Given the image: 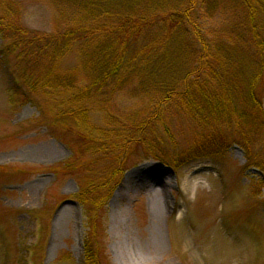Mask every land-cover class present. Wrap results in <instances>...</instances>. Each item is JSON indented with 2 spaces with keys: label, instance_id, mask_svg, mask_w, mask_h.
<instances>
[{
  "label": "rangeland",
  "instance_id": "1",
  "mask_svg": "<svg viewBox=\"0 0 264 264\" xmlns=\"http://www.w3.org/2000/svg\"><path fill=\"white\" fill-rule=\"evenodd\" d=\"M114 1L113 8L103 5L104 9L130 11L132 4L139 10L133 0ZM149 1L179 12L189 9L193 24L202 27L199 39L183 23L180 37L186 34L190 41L173 36L142 50L135 63L130 58L124 68L128 79L122 87H117L114 77L81 106L87 128H77L72 118L64 125L63 118L55 117L63 108L57 96L60 100L68 96L62 81L59 83L61 78L75 75L79 89L91 80L84 64L90 58L101 60L99 38L75 43L63 57L48 51L39 57L37 70L44 74L45 68L53 67L55 87V94L47 89L33 93L42 110L35 102H24L23 89L15 104L9 99L15 79L32 66L12 52L7 54L9 60L0 57V264H82L93 209L85 197H79L81 184L109 171L120 156L125 160L121 178L110 198L104 199L103 210L97 209V214L93 210L97 215L93 241L100 264H138L140 256L149 257V264H264V171L260 166L264 135L255 136L254 149L247 157L241 136L227 128L230 142L223 157L185 163L181 156L171 166L170 161L187 151L198 134L200 137L202 128L178 112L174 103L160 112L156 109L167 92L164 86L179 83L182 86L173 88L186 90L188 85L181 80L196 67L189 64L198 65V57L192 54L199 56L203 40L220 44L210 51L211 66L218 74V78L209 77L211 91L220 89L225 71L232 89H244L246 80L238 58L243 57L254 71L260 70L248 10L243 0ZM146 4L141 10L149 8ZM2 7H8L12 18L23 26L46 33L75 27L82 20L90 24L85 20L88 11H80L68 0H0V18L8 19ZM96 11L99 9L90 14ZM260 14L255 24L262 26L264 37V15ZM233 23L234 27H228ZM166 31L164 23L156 21L146 35L163 37ZM140 69V77L128 75ZM262 72L256 95L264 108V69ZM197 90L192 91L196 94ZM236 98L240 96L236 94ZM137 126H144L141 136ZM166 126L172 138L165 132ZM79 132L85 133L82 144ZM116 132H125L122 137L137 135L123 155L109 145ZM101 133L103 139L110 138L105 145L111 153L104 154L106 146L96 141L87 143L89 137L99 138ZM48 148L52 150L49 154ZM66 162L75 167L70 170ZM100 193L95 192L94 197Z\"/></svg>",
  "mask_w": 264,
  "mask_h": 264
},
{
  "label": "trees",
  "instance_id": "2",
  "mask_svg": "<svg viewBox=\"0 0 264 264\" xmlns=\"http://www.w3.org/2000/svg\"><path fill=\"white\" fill-rule=\"evenodd\" d=\"M68 1L80 11H84V9L88 11L85 20L90 23L89 25H86L84 20H82V22L75 27L65 28L63 30L57 29L52 33H46L44 31L29 29L19 23L17 19L14 20L8 7H2L4 11L7 12L9 16L8 19L4 17L0 18V36L2 38L0 57H3V60H9L7 54L8 52H12L11 55L16 54V58L24 62L27 61V63L32 66V69L27 66V68L23 70L22 78L17 82L16 80L14 81L13 92L16 95L20 89H23L22 94L25 103H36V99H34L32 95L40 89H47L55 94V92L52 91L55 87L52 85L51 81V71L53 72V67L50 66L45 68L44 74L41 72L39 73V70H37L39 57L43 55L44 51L55 53L57 57L60 55L63 57L65 51L69 50L77 42H92L93 38L100 39L98 52L102 55L101 60L90 58L84 64V68L88 71L91 80H88V83L81 89L77 88L76 81L78 79L73 74L69 77L61 78L59 81V83L62 81L61 86L64 88V93L68 96L61 100L57 96L63 108H59L56 114H54L56 115L55 117L60 118V120L63 118L61 121L64 125L70 124L71 122L69 119L72 118L77 128H87V121L83 119V111L85 110H81V106L86 104L87 101L90 102V99L96 94V91L102 89L104 86L106 87L114 77L117 78V87H122V83L128 79L124 74V68L127 62L130 64V58L131 61L135 63L134 60H137L138 53L142 50H149L151 48L150 46L157 47L159 40L168 41L174 36L178 37L181 42L185 41L188 39L186 34H184L183 38L180 37L182 31L181 25L183 23L192 27L194 37L197 40L202 32V27L197 25V23L196 25L193 24L191 21L189 9L179 12L175 10V8L171 9L166 6H159L157 3H151L149 0L148 2H150V4H146L147 0H133L135 5H139V10H136L135 8L137 7L130 4V11L110 13L106 9L114 7V0H112L109 5L108 3L111 0H105V2L103 0ZM145 4L149 8L141 10ZM243 4L245 9L248 10L246 14L247 17L253 22L252 26H250V35L257 46L256 53L258 57L256 59V64L260 65V70L258 72L256 70L254 71L253 68H251L252 66L243 62V57H239V62L243 67L242 75H244L246 80L244 89H241L242 91L239 89H232L228 72L225 71L223 73L224 78L222 79L223 84H220V89L214 92L211 91L212 87L210 86L209 77L215 76L218 78V74L211 66L213 62L209 60L211 57L210 51L213 52V45L220 44L216 41L210 44L203 40V43H201L202 52L199 54L200 57L196 52L192 54L194 58L198 57V65L189 64L188 66L196 67L192 73L186 74L181 80V83L183 81L188 85L186 90H177V87L182 86V84L179 83H172V85L164 86L167 92L156 106L158 111H162L163 107L171 106L172 103H174L172 106H174V108L176 107L178 112H183L184 115L191 118L196 126L202 128V134L200 137L199 134L196 136L194 142L190 145L191 147L188 148L187 151L179 153V158L170 161L172 166H175L174 164L181 156L184 157L185 163L186 161L211 158L219 159L223 157L226 153L228 142H230L225 131L227 128H234L235 132L241 136L243 140L242 145L245 148L247 157L251 156V151L254 149L252 143L254 144L255 136L257 134L264 135V108L259 97L256 95L257 83L264 69V37L262 34V26L260 27L255 24V21L260 19V13L264 15V8L262 7L264 6V0H243ZM103 5L106 9H104ZM96 8H98L99 11L90 14L91 10ZM176 9L181 10L179 8ZM63 18L66 19L68 17L63 16ZM156 21L163 22L167 31L163 37L157 35L155 38H151L147 36L146 33L155 27ZM234 26L235 23L228 27ZM101 33H106L103 39L100 38ZM188 41L190 40L188 39ZM39 43L41 44V48L38 49L37 44ZM141 43L146 44L143 45V48L139 49ZM174 48L176 49L178 46ZM185 50L188 49L185 48ZM241 52L243 51H237V53ZM48 53L43 56L42 61L45 60ZM231 53L232 52H230V55H232ZM106 60H108L107 63ZM192 60L193 58L191 62ZM190 70L191 69H188L187 71ZM140 73L142 74V69H140V72L139 70L129 72L128 75L131 76L134 74L135 77H140ZM178 76L183 75L179 74ZM191 78L192 80H190ZM202 82L204 85H201ZM174 86L176 88H173ZM191 87H193V89ZM198 87H200V92L197 90ZM194 89L197 90L196 94L192 91ZM236 94H238L240 98H236ZM174 99L177 101L176 106ZM37 105L40 107V103H37ZM143 128L144 126H137V135L141 136ZM166 128H164L165 132L172 138L167 126ZM83 132L86 131L83 130ZM124 133L125 132H116V136L113 139L114 141L110 144V138L103 139V133H101V136L99 135V138L89 137L87 143L91 144V141H96L95 144L106 146L104 154L111 153L110 149H108V145H105L109 144L112 151L118 148L121 150V155H123L128 151V146L137 136L122 137ZM84 134L81 132L77 133L81 144L82 141H85ZM121 159L122 156L118 157L117 164L112 166L109 171L105 170L106 172L98 173L96 178L81 184L79 197H85L84 201H88L92 205L93 210L96 208V214L98 213L97 209L101 208V210H103L104 199L108 200L110 198L118 179L122 175L125 168V160ZM248 160V162L252 161L251 157ZM65 166L70 170L75 167L73 163L71 164L69 162L66 163ZM260 166L264 171V162L260 163ZM99 191L104 194L101 195L100 193L97 197H94L95 192L97 193ZM93 210L91 212L92 214L89 215V219H91H88L90 222L89 235L84 241L86 251L82 264H100L98 260L99 255L94 247L93 241L97 228L95 222L97 215L93 213Z\"/></svg>",
  "mask_w": 264,
  "mask_h": 264
},
{
  "label": "bare ground",
  "instance_id": "3",
  "mask_svg": "<svg viewBox=\"0 0 264 264\" xmlns=\"http://www.w3.org/2000/svg\"><path fill=\"white\" fill-rule=\"evenodd\" d=\"M50 152H52V150L50 149V148H48V150H47V152L46 153H50ZM58 151L56 150V153H57ZM125 225V224H124ZM149 264L150 263V258L149 257H144V256H140L139 258H138V264Z\"/></svg>",
  "mask_w": 264,
  "mask_h": 264
}]
</instances>
